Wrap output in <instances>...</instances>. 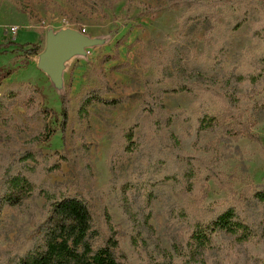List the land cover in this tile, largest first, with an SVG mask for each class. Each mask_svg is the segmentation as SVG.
<instances>
[{"label": "rangeland", "instance_id": "obj_1", "mask_svg": "<svg viewBox=\"0 0 264 264\" xmlns=\"http://www.w3.org/2000/svg\"><path fill=\"white\" fill-rule=\"evenodd\" d=\"M68 28L95 44L65 62L55 85L40 55L48 32ZM178 43L187 62L214 71L177 65ZM180 85L187 88L171 92ZM94 91L120 102L94 103L84 115ZM62 96L66 120L51 116ZM207 114L221 125L200 130ZM130 129L138 146L131 154ZM24 163L38 188L23 207L3 208L0 263L34 242L46 189L85 199L102 238L111 214L124 264L160 261L161 249L179 264L175 248L189 251L192 224L226 206L260 232L247 242L215 233L207 264H264V204L254 197L264 186V0H0V189L8 167L16 173ZM206 167L219 177L203 176ZM174 171L183 180L158 181Z\"/></svg>", "mask_w": 264, "mask_h": 264}, {"label": "trees", "instance_id": "obj_2", "mask_svg": "<svg viewBox=\"0 0 264 264\" xmlns=\"http://www.w3.org/2000/svg\"><path fill=\"white\" fill-rule=\"evenodd\" d=\"M243 20L245 21L246 18ZM244 21L235 24L233 29L240 28ZM39 44L25 49L27 58L38 53ZM172 52L176 56L173 57L175 63L181 68L192 66L193 70L198 71V73L214 71L213 68L206 67L205 64H196L194 61L187 62L188 49L182 44H175ZM163 76L167 77L165 71ZM161 80L159 79V82ZM186 88L187 85H180L179 89H172L171 92L175 90L181 92ZM87 96L81 105V112L84 115L88 112V106L94 103L113 107L120 102L116 99H104L96 91ZM67 101L68 97L62 96L61 112L52 111L51 116L58 118L59 115H62L66 120L68 117ZM151 111L152 114H156L154 110ZM213 125L220 126L221 119L207 114L200 120V130L208 129ZM247 126L239 124L237 128L239 131H248ZM63 131H65V124ZM248 135L250 136V133ZM125 138L127 142L125 150L131 154L138 147L134 130H128ZM25 164L16 173L12 172L15 166L8 167L6 171V181L0 189V217L4 207H23L27 200L36 195L38 186L31 172L34 169ZM166 172L158 177V181L183 180L180 171ZM193 173V168H190L186 170L184 176L189 177ZM203 176L206 178L219 177L214 167H206ZM40 195L46 199L45 206L47 209L46 215L37 223L39 232L37 237L25 253L7 257L0 264H124L117 238L118 230L113 223L111 214L108 212L105 214L108 235L102 238L101 229L96 224L94 215L85 199L66 194L57 195L46 189H42ZM254 197L258 202L264 204V186L255 191ZM206 216V220L198 219L192 224L193 232L188 243L189 251L184 253L183 249L175 248L178 255H184L179 264H207L205 251L211 247L213 236L217 232L229 233L235 236L239 242L250 241L260 232L259 228L246 221L235 206L219 207L215 211H206ZM160 256V261L154 258L150 260V264H176L173 252L161 249Z\"/></svg>", "mask_w": 264, "mask_h": 264}, {"label": "water", "instance_id": "obj_3", "mask_svg": "<svg viewBox=\"0 0 264 264\" xmlns=\"http://www.w3.org/2000/svg\"><path fill=\"white\" fill-rule=\"evenodd\" d=\"M94 44L92 38L78 29L50 31L46 37L45 50L40 55L39 67L50 76L55 85H60L65 62L74 55L86 54V48Z\"/></svg>", "mask_w": 264, "mask_h": 264}, {"label": "built area", "instance_id": "obj_4", "mask_svg": "<svg viewBox=\"0 0 264 264\" xmlns=\"http://www.w3.org/2000/svg\"><path fill=\"white\" fill-rule=\"evenodd\" d=\"M17 30H18L17 28H14V29H13V32H14L15 34H17ZM84 31H85V30H84Z\"/></svg>", "mask_w": 264, "mask_h": 264}]
</instances>
